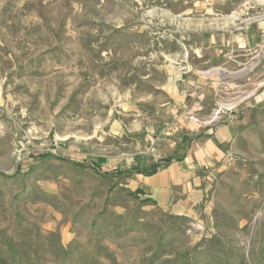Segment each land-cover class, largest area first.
Instances as JSON below:
<instances>
[{
  "label": "rangeland",
  "instance_id": "obj_1",
  "mask_svg": "<svg viewBox=\"0 0 264 264\" xmlns=\"http://www.w3.org/2000/svg\"><path fill=\"white\" fill-rule=\"evenodd\" d=\"M262 17L264 0H0V264H264V104L240 105L195 213L115 171L169 156L198 105L224 123L185 76Z\"/></svg>",
  "mask_w": 264,
  "mask_h": 264
},
{
  "label": "crops",
  "instance_id": "obj_2",
  "mask_svg": "<svg viewBox=\"0 0 264 264\" xmlns=\"http://www.w3.org/2000/svg\"><path fill=\"white\" fill-rule=\"evenodd\" d=\"M212 38L211 35V43ZM185 77L196 88L204 89L198 96L201 101H216L220 116L226 117L224 123L214 128L217 110L212 116L213 109L203 110L204 106L198 105L194 109L204 121L186 123L178 130L186 116L180 117L174 126L177 130L169 139L172 142L169 156L162 159L144 151V155L136 154L135 165L128 167L150 169L159 164L154 174L135 172L136 180L140 179V187L159 207L177 215H189L200 209L207 174L222 168L221 163L237 143L243 126V121H236L240 105L264 104V17L256 26L230 33L221 49L215 48L205 58V73L191 67ZM166 158L171 159L167 164ZM207 169L212 171L205 174Z\"/></svg>",
  "mask_w": 264,
  "mask_h": 264
},
{
  "label": "trees",
  "instance_id": "obj_3",
  "mask_svg": "<svg viewBox=\"0 0 264 264\" xmlns=\"http://www.w3.org/2000/svg\"><path fill=\"white\" fill-rule=\"evenodd\" d=\"M169 161H171V159L166 158L165 164H167ZM94 166H97V165H94ZM98 166H100V165L98 164ZM158 167H159V164H154L152 166V168H150V169H144V168L142 169V168H138L136 166H133L130 169L118 167L115 171L119 172L120 175L123 174V175L130 177V176H133V174L135 172L143 173L146 175L154 174L155 172H157ZM123 190H125L131 196H135V197H139V198L141 196H143L141 200L146 202V203L156 204V201L151 196H149L147 193H145V191L141 187H138L133 191L129 190L127 188H124ZM263 253H264V248H263ZM0 262L4 263V262H6V259H4L3 257H0Z\"/></svg>",
  "mask_w": 264,
  "mask_h": 264
},
{
  "label": "bare ground",
  "instance_id": "obj_4",
  "mask_svg": "<svg viewBox=\"0 0 264 264\" xmlns=\"http://www.w3.org/2000/svg\"><path fill=\"white\" fill-rule=\"evenodd\" d=\"M234 20H236L237 19V16H234V18H233Z\"/></svg>",
  "mask_w": 264,
  "mask_h": 264
}]
</instances>
